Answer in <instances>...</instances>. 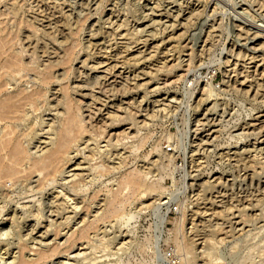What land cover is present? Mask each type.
<instances>
[{"label":"rangeland","instance_id":"374dc122","mask_svg":"<svg viewBox=\"0 0 264 264\" xmlns=\"http://www.w3.org/2000/svg\"><path fill=\"white\" fill-rule=\"evenodd\" d=\"M15 7L23 12L17 14L23 19L33 14L43 19L46 11L55 12L65 21L66 31H76L77 25L83 24L74 67L101 74L103 68L92 65L102 60L118 64L127 83L145 69L153 77L143 75L142 82L160 86L158 91L145 87L101 95L122 103L126 110L120 114L129 115L128 119L112 121L107 111L95 114L86 135L92 144L86 147L80 143L82 153L72 152L79 154L66 165L70 172L63 177L67 179L49 186L53 196L66 200L70 214L75 209L79 212L78 218L93 217L98 202L111 187L118 186L123 172L138 169L156 186L146 196L131 195L119 219L101 223L111 235L128 234L124 248L118 249L114 243L107 248L81 246L80 241L84 254L75 259L73 252L70 263L192 264L191 258L205 246L204 236L210 237V227L215 224L223 230L212 236L213 260L208 264H264V90L256 95L246 92L250 85L264 81V66H257L264 65V0H2L0 26L6 32L17 24ZM91 9L93 14L85 15ZM37 24L42 28L49 21ZM27 29L36 31L24 24L20 36ZM50 29L55 30L54 24ZM20 36L8 52L33 60ZM134 39L140 42L131 44ZM8 56L4 54L3 60ZM86 59L87 66L81 62ZM59 88V82L51 85L50 101ZM169 95L175 98L173 102L160 101ZM141 101L143 110L134 115ZM28 111L35 122L45 121L38 127L39 137L31 140L40 154L55 136L48 122L56 111ZM207 117L214 121L210 123ZM124 155L128 156L120 170L100 176L94 169L104 158L110 164H121ZM257 168H263L259 176L255 175ZM72 173L84 174L87 183L78 195L62 186L69 183L67 175ZM203 182L213 185L203 188L199 186ZM98 189L102 190L88 211L82 207L83 199L89 200ZM249 204L254 209H249L246 224L236 229L230 220L211 214ZM194 232L201 235L196 237ZM6 237L1 235L0 241ZM192 237L202 239L197 241L199 248L190 252L187 245ZM60 240H65L63 235ZM61 249L63 252L53 258L56 262L69 260L68 248L62 245ZM4 251L0 249V264H8L2 258L9 257Z\"/></svg>","mask_w":264,"mask_h":264},{"label":"bare ground","instance_id":"6f19581e","mask_svg":"<svg viewBox=\"0 0 264 264\" xmlns=\"http://www.w3.org/2000/svg\"><path fill=\"white\" fill-rule=\"evenodd\" d=\"M18 7H15L17 10L14 12L17 17L19 16L17 15L18 12L21 13ZM45 10L47 9L42 11ZM58 11L61 12V10ZM93 11L91 9L85 15H92ZM55 14V12L48 13L46 11L43 14V19H40L37 14L27 16L28 18L24 17L25 19L21 15L23 20L19 16L15 28L8 32L0 26V236H7L6 239L0 241V249L5 250L3 254H9L7 259L2 257L4 263L8 264H73L70 263L72 253L75 252L73 254L75 259L84 254L82 251L84 247L81 246L85 243L91 247L104 246L105 248L114 243L118 249H122L129 243L128 234L118 232L119 234L111 235L108 228L101 226V223H112L114 218L119 219L131 195L141 193V197H143L146 196L147 192L156 190L155 183L147 182L148 174L146 175L138 169L123 172L118 181V186L116 188L111 187L105 197L98 202L99 207L93 217L82 218H78L79 212L76 209L70 214L68 211L70 206L67 205L66 200L60 201L57 196H53L50 192L49 186L67 179L63 177L64 174L70 172L66 169V165L79 154H72V152L82 153L81 144L86 143V147L92 144V138H87L86 135L91 131L88 126L93 123L95 114L107 111L106 113L112 121L128 119L127 116L129 115L120 114L126 110L122 103H115L112 99L103 98L101 95L114 93L115 90H122V92H125L126 89L140 91L145 87H153L152 90L158 91L160 88V86L155 85L146 86V82H150L149 80L142 82L143 75L153 77V73L145 71V69L133 76L127 83L123 76L125 72L120 71L118 64L105 63L102 60L92 65L91 68L94 69L103 68L101 74H89L88 71L74 67V62L79 58L81 49V42L78 38L83 29V24L79 23L76 31H66L69 28L63 25L65 21ZM45 19L49 21V25L40 28L37 23L40 20L45 21ZM24 24L35 27L36 31L27 29V32L20 36ZM52 24H54V31L50 29ZM19 36H23L24 46L34 57L33 60H26L22 54L15 55L8 52L12 50L14 41ZM139 42L140 39H134L131 44H138ZM122 53L124 51L121 50L119 56H124ZM4 54H10V56L3 60ZM87 61L86 59L81 62L87 66ZM61 69L63 70L60 71ZM72 75L76 78V80H72L74 84L71 83V79L74 78ZM120 77L121 79H119ZM246 81L247 77L240 83L245 85ZM54 82H59L61 88L54 93L57 96L50 101L48 93ZM29 83H31L30 86ZM262 90H264V81L255 86L250 85L246 92L256 95ZM207 91L211 93L212 90L207 89ZM174 99L170 98L169 95L160 101L173 102ZM127 104L125 103V105ZM144 105L142 101L139 102L135 106L134 115L143 110ZM42 108L43 111L48 109L56 111V116L51 117L48 122L54 129L55 136L51 139L50 144L41 149L40 154H37L39 151L34 150V148L38 146H31L33 143L31 140L39 137L38 127L42 126L45 121L35 122V116L32 114L31 117L28 109L34 113ZM213 118L207 117L205 119L211 123L214 121ZM103 133L104 128L102 129ZM127 156H122L121 162H118L121 164L118 165L110 164V161L104 158L101 163L94 166V169L98 171L100 176H103L104 172H110L114 169L120 170L125 166L124 162H126ZM261 171L263 168L261 170L257 168L255 175H261ZM67 176H70V181L68 184L63 183L62 186L65 185L66 188L78 195L79 190L87 184L83 182L84 174L72 173ZM212 185L203 182L199 186L206 188L212 187ZM101 190H96L89 200L83 199L82 207H87L90 211L91 205L94 203L93 200L98 198ZM249 206L250 204L237 209L230 207L221 211H217V209L211 214L219 215L224 221L230 220L236 229L237 226L241 227L246 224L248 211L254 209L253 206L251 208ZM75 207L78 208L79 206L76 205ZM214 225L209 226L211 228L210 237L204 236L205 246L200 247L201 250L198 253L196 251L195 256L191 258L192 264H208L207 261L213 260L211 259L212 249L210 250L209 244L212 242V236L223 230L222 226ZM62 235L65 238L63 241L60 240ZM200 235L199 232L195 233L196 237ZM195 238L192 237L187 245L190 252L194 250V247L195 249L199 248L197 241L202 238ZM80 241L81 246L79 245ZM62 245L68 248L65 250L69 260L56 262L53 258L63 252ZM71 249L73 250L70 251ZM99 264L108 263L103 260Z\"/></svg>","mask_w":264,"mask_h":264},{"label":"built area","instance_id":"2783aa9c","mask_svg":"<svg viewBox=\"0 0 264 264\" xmlns=\"http://www.w3.org/2000/svg\"><path fill=\"white\" fill-rule=\"evenodd\" d=\"M167 149H168V150H171L172 148H169V147H168Z\"/></svg>","mask_w":264,"mask_h":264}]
</instances>
